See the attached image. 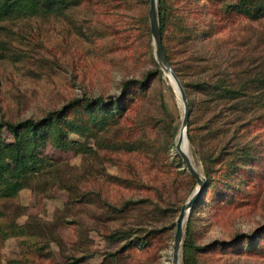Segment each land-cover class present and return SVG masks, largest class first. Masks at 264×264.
Segmentation results:
<instances>
[{"label": "rangeland", "instance_id": "374dc122", "mask_svg": "<svg viewBox=\"0 0 264 264\" xmlns=\"http://www.w3.org/2000/svg\"><path fill=\"white\" fill-rule=\"evenodd\" d=\"M158 1L165 17L163 42L173 66L185 74L184 82L243 72L264 75V18L231 13L220 0H157V8ZM148 12L149 0H82L62 13L0 21V121L37 119L76 98H115L122 83L133 80L125 98L127 109L108 134L127 140L141 137L149 144L141 153L111 152L85 136L70 134L92 148L84 154L47 143L41 156L52 162L50 171L18 196L0 199V228L36 220V235L6 240L0 235V264L39 261L40 233L52 239L58 264L72 257L85 259L78 264H172L179 210H170L187 200L196 180L192 186L186 180L185 174H190L175 150L183 107L157 64ZM152 71L154 75L146 77ZM145 79L137 88L135 82ZM171 120L177 129L170 140ZM191 120L202 136L205 116ZM241 122L213 142L227 148L224 161L229 167L225 162L212 165L208 195L185 219L184 230L189 219L194 243L207 245L198 254L200 264H264V118ZM187 130L188 123L192 164L206 181ZM243 144L251 157L246 163L242 151L235 153ZM109 175L129 181L113 183ZM99 196L122 211L108 213L96 201ZM120 231L128 236L116 239ZM242 233L252 237V249L239 253L245 246L242 237L229 250L217 246ZM141 238L146 246H141ZM129 241L134 247L125 250Z\"/></svg>", "mask_w": 264, "mask_h": 264}, {"label": "trees", "instance_id": "16d2710c", "mask_svg": "<svg viewBox=\"0 0 264 264\" xmlns=\"http://www.w3.org/2000/svg\"><path fill=\"white\" fill-rule=\"evenodd\" d=\"M82 0H0V21L15 15H38L48 14L51 12L62 13L64 10L75 7ZM223 1V6L231 13H237L250 20H259L264 18V0H231L230 2ZM162 2L158 1V20L161 34V43L167 59L173 66L170 56L167 53L163 42V29L165 26L164 12L161 9ZM176 76L180 79L185 88L190 107V117L188 122L187 135L193 154H198L201 158L206 177V184L200 196L191 208L190 216L196 211L208 195V190L211 183V167L217 164L224 163V157L228 156L226 147L220 148L213 145L214 141H221L222 133L228 131L231 125L243 121H257L264 118V75H249L243 73H235L234 76H222L221 78L209 80H197L193 82L183 81V72L175 66L172 67ZM206 70V67L203 68ZM200 70L199 72H202ZM198 72V73H199ZM158 73V72H157ZM154 75V71L149 72L146 77ZM160 75V74H157ZM209 77V76H208ZM144 81L135 82L136 87H143ZM133 80H125L122 83L120 94L113 98L101 96L95 98H76L67 102L61 108L47 112L44 116L33 119L26 118L17 122L0 121V199H10L18 196L21 190L28 188L32 181L40 176H45L52 162L47 156H41V150L47 143H50L56 148H64L70 146L77 152L89 154L93 150L90 146L80 142L79 140L71 139L70 134L75 133L87 137L97 147L117 151V152H137L141 153L148 143L142 138H120L108 134L110 128L116 125L119 119L124 115L127 105L125 98L129 95L131 88L130 84ZM127 95V96H126ZM200 115L205 116L204 134L196 133V129L191 126L193 120ZM245 116L249 118L244 120ZM220 121V122H219ZM220 123V125H217ZM217 125V126H215ZM177 126L171 120L167 127V134L170 135L176 132ZM236 130V128H234ZM10 136V137H8ZM172 136V135H171ZM202 137L204 139H202ZM171 140V139H170ZM203 141H208V144L203 146ZM171 143V142H170ZM169 143V144H170ZM202 147V148H201ZM248 146L243 144L236 149V152L242 151L245 158L244 163L250 157L249 150L246 153ZM164 150V148H163ZM236 159V158H234ZM228 161V160H227ZM225 162L229 167V163ZM251 161V159H250ZM236 163L238 161L236 160ZM223 165L220 168L223 170ZM220 168H217L219 170ZM231 168L228 169V171ZM186 180L192 186L195 179L192 175L185 174ZM113 183L124 185L129 180L118 175H109ZM135 187L140 186L138 179L133 178ZM132 181V180H130ZM59 182V181H58ZM60 182H62L60 180ZM63 187L69 188L66 184ZM89 201V196H87ZM95 200V198H94ZM96 201L102 205L108 213H119L122 208L111 206L102 198L96 197ZM173 206V205H172ZM123 207V206H122ZM170 211L178 212L180 207L174 205ZM0 211V218L2 217ZM189 220V219H188ZM187 220L184 230L183 242L181 247L182 264H200L198 260L199 252L205 250L206 246H198L194 243L189 229V221ZM32 222L33 224L35 223ZM27 225L26 222L19 224L17 222H9L4 229L0 228V235L3 240L10 237L23 239L36 235L33 232L34 225ZM126 231H120L116 235V239L126 238ZM41 237L40 246H37L39 251V261L33 264H58L54 259L50 242L51 238H46L42 233L37 234ZM245 241V246L239 253L246 252L252 249L251 236L246 234L237 235L233 240L228 242H218L217 246L229 250L240 238ZM141 246L147 245V240L141 238ZM244 243V242H243ZM134 247V243L129 241L125 246V250ZM118 253L111 254L112 257ZM72 257L67 264H78L84 261V258L74 259Z\"/></svg>", "mask_w": 264, "mask_h": 264}, {"label": "water", "instance_id": "95a60500", "mask_svg": "<svg viewBox=\"0 0 264 264\" xmlns=\"http://www.w3.org/2000/svg\"><path fill=\"white\" fill-rule=\"evenodd\" d=\"M149 23H150V33L154 43V54L157 60V64L160 67V70L163 74H169L175 83L178 91H179V99L181 101L183 107V116L181 121V127L177 134L178 139L175 141V150L178 155L181 157V160L189 172L190 175L196 180V187L187 198V200L181 205L178 216L175 221V232L173 237V246H172V264H179V253L183 239V231H184V223L187 215L189 214L191 208L194 203L200 196L203 188L205 187L206 181L204 176L198 172V170L194 167L186 153L181 148V142L183 138L187 139L186 136V128L189 117V104L187 100L186 93L184 88L174 73L167 57L164 52L162 43H161V34L159 28V20H158V8H157V0H149Z\"/></svg>", "mask_w": 264, "mask_h": 264}, {"label": "bare ground", "instance_id": "6f19581e", "mask_svg": "<svg viewBox=\"0 0 264 264\" xmlns=\"http://www.w3.org/2000/svg\"><path fill=\"white\" fill-rule=\"evenodd\" d=\"M165 78L168 81V84L171 86L173 92L176 94L177 97H179V91H178L175 83L173 82L171 76L169 74H165ZM177 139H178V137L176 138V140ZM181 148L184 151V153H186V155L188 156V158L191 161V156H190V153H189V149H188V145H187V141H186L185 137L183 138V140L181 142Z\"/></svg>", "mask_w": 264, "mask_h": 264}]
</instances>
